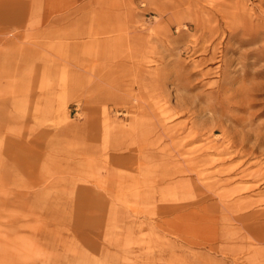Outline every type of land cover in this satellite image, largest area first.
<instances>
[{
	"label": "rangeland",
	"instance_id": "1",
	"mask_svg": "<svg viewBox=\"0 0 264 264\" xmlns=\"http://www.w3.org/2000/svg\"><path fill=\"white\" fill-rule=\"evenodd\" d=\"M0 264H264V0H0Z\"/></svg>",
	"mask_w": 264,
	"mask_h": 264
},
{
	"label": "crops",
	"instance_id": "2",
	"mask_svg": "<svg viewBox=\"0 0 264 264\" xmlns=\"http://www.w3.org/2000/svg\"><path fill=\"white\" fill-rule=\"evenodd\" d=\"M112 32V31H111ZM124 40H128V37L127 36H124V35H122V36H119V35H117V36H114V37H109V40H108V42L107 41H105L106 43H114V44H118V43H120V42H122V41H124ZM104 42V43H105ZM118 66V65H117Z\"/></svg>",
	"mask_w": 264,
	"mask_h": 264
},
{
	"label": "bare ground",
	"instance_id": "3",
	"mask_svg": "<svg viewBox=\"0 0 264 264\" xmlns=\"http://www.w3.org/2000/svg\"><path fill=\"white\" fill-rule=\"evenodd\" d=\"M181 132V131H180ZM190 132V131H189ZM188 131H184V132H181V133H178L177 132L173 135L174 138H182L184 136H187L189 134ZM171 137V136H170ZM226 182V181H225ZM222 183V182H221Z\"/></svg>",
	"mask_w": 264,
	"mask_h": 264
}]
</instances>
